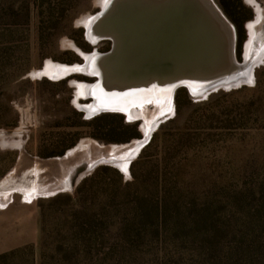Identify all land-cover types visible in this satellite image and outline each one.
I'll return each instance as SVG.
<instances>
[{"label":"rangeland","instance_id":"rangeland-1","mask_svg":"<svg viewBox=\"0 0 264 264\" xmlns=\"http://www.w3.org/2000/svg\"><path fill=\"white\" fill-rule=\"evenodd\" d=\"M102 1L77 0L82 10L72 21L70 32L53 43L45 40L41 44L35 40L31 25L12 16L19 4L8 7L6 3L11 0L3 1L0 227L8 229L11 243L19 237L31 239L15 248L26 249L8 258L6 264H39L41 237L50 245L65 214L61 207L64 200L49 207L50 199L74 195L79 182L92 173V164L102 158L120 159L137 150V143L144 139L126 171L106 166L118 170L127 182L133 178L131 164L142 158L135 174L142 185H147L144 189L148 194H155V185H160L162 191L178 198L180 212L188 201L200 205L202 200L220 198L234 217L218 239L210 238L204 228H179L175 232L173 224L167 225V234L151 245L155 258L127 260L123 251L119 264H264V209L256 211L259 197L264 198V0H226L229 14L242 22L243 38L241 44L236 40L235 55L239 64L253 65L251 79L201 95L181 88L184 91L179 93L178 89L170 103L160 95L155 101L137 106L135 118L123 117L125 123L136 125L139 136L119 143H105L91 136L86 126L89 119L74 104L75 99L79 105L90 102L77 96L74 82L92 83L94 78L73 74L57 80L38 75L52 64H82L81 54H90L94 49L100 54L110 50L108 40L93 44L81 24L84 17L101 11ZM111 122L119 124L118 120ZM98 134L105 135L103 131ZM233 197L239 199L238 207L227 204ZM149 241L145 239L144 243Z\"/></svg>","mask_w":264,"mask_h":264},{"label":"trees","instance_id":"trees-1","mask_svg":"<svg viewBox=\"0 0 264 264\" xmlns=\"http://www.w3.org/2000/svg\"><path fill=\"white\" fill-rule=\"evenodd\" d=\"M3 1L6 0H0V18L6 8ZM216 1L233 23L238 44H241L242 22L229 14L226 0ZM15 3L19 4V8L16 13L11 10L12 16L21 17L25 24L32 26L33 36L39 44L45 40L53 43L62 35L68 34L72 21L82 10L77 0H11L6 4L8 6ZM183 91L184 89H180L178 92ZM113 120H118V126L112 124ZM86 124L92 131L91 136L105 143L127 142L139 136L136 125L125 123L121 114H101L89 119ZM100 131L105 135H99ZM127 132H131L130 135H125ZM115 134L122 137H113ZM140 161L142 158L130 166L133 176L131 181L125 182L118 170L102 165L79 182L74 195H57L50 199L49 207L57 206L64 200L61 207L65 209L63 215H66L69 221L62 215L63 224L58 228L59 233L52 238L50 245L44 236L41 237L39 264H48V261L50 264H119L123 251L127 253V260L152 259L155 255L151 245L155 239L167 234V225L171 224L175 226V232L183 228L191 231L204 228L210 238L218 236V239L224 235L226 227H230L234 217L233 211L226 209L228 206L224 201L220 198L202 200L200 205H196L192 200L188 201L183 212H180L178 198H172L165 190L162 191L160 185H155V194L146 192L144 188L147 185H142L143 181L135 174V168ZM177 190L181 192L178 187ZM239 193H243V189H240ZM239 198L242 199V194ZM230 199L227 201L229 206L231 203L233 206H239V199ZM259 199L256 207L258 213L264 209V198ZM43 207L44 205H41L42 217ZM145 239L150 241L144 243ZM46 243L50 252L46 250ZM25 249L0 254V264H6L8 258ZM79 257H82L83 261L78 260ZM35 263L36 261L33 264Z\"/></svg>","mask_w":264,"mask_h":264},{"label":"water","instance_id":"water-1","mask_svg":"<svg viewBox=\"0 0 264 264\" xmlns=\"http://www.w3.org/2000/svg\"><path fill=\"white\" fill-rule=\"evenodd\" d=\"M93 18L88 30L86 27L87 38L93 44L110 41V50L81 54L82 64H58L67 67V72L52 78L81 74L95 79L92 83L75 82L84 85L82 97L90 100L84 105L74 101L86 119L113 113L131 120L132 108L155 101L160 95L172 102L181 88L193 95L206 94L220 88L223 80L231 81L233 66L238 63L236 29L214 0H104ZM76 67L81 71L75 72ZM98 90L115 104L100 105ZM119 96H131L133 100L118 105ZM136 99L139 102L133 104ZM145 142L141 141L139 147ZM120 162L114 157L102 158L91 165L90 171L99 165L120 168Z\"/></svg>","mask_w":264,"mask_h":264},{"label":"bare ground","instance_id":"bare-ground-1","mask_svg":"<svg viewBox=\"0 0 264 264\" xmlns=\"http://www.w3.org/2000/svg\"><path fill=\"white\" fill-rule=\"evenodd\" d=\"M102 2H104V1H102ZM103 5V4H102ZM84 19V22L83 23H81V24H84V26L85 27H87V30L89 29V23L90 22H93V17L91 16V15H89V16H86V17H84L83 18ZM91 27V26H90ZM91 29V28H90ZM91 32V30L89 31V33ZM88 35H91V33L90 34H88ZM88 38H89V36H88ZM89 40H90V38H89ZM91 41V40H90ZM92 42V41H91ZM47 63H50V62H47ZM76 66V65H75ZM246 64H239V63H235V65L233 66V67H236L235 68V71H234V73L230 76V79H231V81H227V80H223L222 82H221V84H219V86L220 87H230V86H237V85H240V84H242V83H246L247 82V79H251V76H252V70H253V65H250V66H246ZM66 69H68L67 67H65V66H60V65H58V64H52V65H49L46 69H45V71H42V72H39L38 73V75H42V74H44V75H48V76H50V77H58V76H62V75H65V73L67 72V71H65ZM81 67H76V70H75V72H78V71H81ZM75 83V82H74ZM78 85V84H77ZM84 89V88H83ZM191 90H194V89H191ZM192 92H194V91H192ZM96 93V92H95ZM77 96H80L81 95V92H79V91H77ZM97 96H98V102H100L99 104L100 105H102L103 104V106H105V107H112L113 106V104H115V103H113V104H111L109 101H108V97H107V94L106 93H104L103 91H99L98 90V93H97ZM143 96V95H142ZM142 96H140V97H142ZM167 98H168V96H166ZM119 103H118V105H120L121 104V102L122 101H132L133 100V97H131V96H129V97H125V96H119ZM139 102V100L138 99H136L134 102H133V104H137ZM167 102H169L170 103V100H169V98L167 99ZM132 104V103H131ZM130 105V104H129ZM138 110V109H137ZM132 111V112H131ZM131 111H130V113L131 114H134L135 112H136V109L134 108H132L131 109ZM138 112V111H137ZM142 113V112H141ZM139 114V113H138ZM143 114V113H142ZM159 117V116H158ZM135 118V117H134ZM138 118V117H137ZM157 119V118H156ZM157 120L155 121L154 120V123H153V125L155 126V125H157ZM144 127H145V131H147L146 129H148V126H145L144 125ZM144 127H143V129H144ZM153 128V127H152ZM142 129V130H143ZM141 142H138L137 144V146L139 147V144H140ZM82 146V145H81ZM137 147V150H134V151H132V152H130V153H128V154H126L127 155V157H126V155H124V156H122L121 158H120V165H119V167L121 168V170H123V171H126V169H127V166H128V163H129V160L131 159V158H133L135 155H136V153H137V151H138V148ZM113 148V147H112ZM80 149H81V147H80ZM110 150V149H109ZM74 151H76V150H74ZM111 151H113V149L111 150ZM119 159V158H118ZM21 186V185H20ZM36 188V187H35ZM18 190V189H17ZM36 190V189H35ZM34 190V192H36ZM39 193V192H38ZM35 194V193H34Z\"/></svg>","mask_w":264,"mask_h":264},{"label":"crops","instance_id":"crops-1","mask_svg":"<svg viewBox=\"0 0 264 264\" xmlns=\"http://www.w3.org/2000/svg\"><path fill=\"white\" fill-rule=\"evenodd\" d=\"M7 228L4 225L0 227V254L9 252L12 249L19 248L31 242V239L18 238L15 242H10Z\"/></svg>","mask_w":264,"mask_h":264},{"label":"flooded vegetation","instance_id":"flooded-vegetation-1","mask_svg":"<svg viewBox=\"0 0 264 264\" xmlns=\"http://www.w3.org/2000/svg\"><path fill=\"white\" fill-rule=\"evenodd\" d=\"M257 10V13H259V9H256ZM259 16V15H258ZM82 25H84V24H82ZM58 77H60V76H58ZM53 78H57V77H53ZM83 86L84 85H81V84H78L77 85V91H79V92H81V95L82 96H84V92H85V90L83 89Z\"/></svg>","mask_w":264,"mask_h":264}]
</instances>
